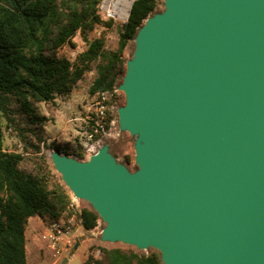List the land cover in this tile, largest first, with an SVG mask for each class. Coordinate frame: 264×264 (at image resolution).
I'll use <instances>...</instances> for the list:
<instances>
[{"label": "water", "instance_id": "1", "mask_svg": "<svg viewBox=\"0 0 264 264\" xmlns=\"http://www.w3.org/2000/svg\"><path fill=\"white\" fill-rule=\"evenodd\" d=\"M121 85L130 174L102 150L51 155L108 227L163 264H264V0H164Z\"/></svg>", "mask_w": 264, "mask_h": 264}, {"label": "rangeland", "instance_id": "2", "mask_svg": "<svg viewBox=\"0 0 264 264\" xmlns=\"http://www.w3.org/2000/svg\"><path fill=\"white\" fill-rule=\"evenodd\" d=\"M86 1L55 0L53 6L57 16L50 26L51 38L58 34L62 24L66 23L68 13L73 8L83 10L86 8ZM4 6L0 0V9L3 10ZM165 9L164 0H159L157 8L143 21L141 28L149 18L162 14ZM89 15L92 16L91 10ZM96 15L99 16L100 23L93 25V31L86 36L87 41L84 34L78 31L71 42L56 51L57 57L68 60L75 69L79 65V57L88 50L91 42H104L101 55L91 63L90 71L83 75L71 92L57 94L52 103L31 100L34 112L29 115L20 109L19 102L13 98L11 111L7 116L0 118V151L21 155L19 169L22 172L43 179L50 191L63 188L70 200L68 208L58 220L40 217L29 220L26 228L28 264H83L89 255L101 259V248L133 250L141 254L158 252L154 248L140 250L136 246L119 241L104 240L108 223L100 216L94 230L79 228V215L82 210H95L89 201L77 197L65 184L51 157L53 153L58 152L79 163H88L92 156L106 150L107 154L130 174H136L139 170L137 154L138 146L142 142L139 135L123 129L119 117L120 110L126 106V95L120 87L124 83L128 63L134 58L136 39L130 41L124 51L125 74L118 81L114 93L91 96L90 88L98 77V69L107 64L108 58L118 50L123 30V26L117 21L104 20L101 17L99 5ZM52 47L51 43L46 45V54L52 51ZM31 115L41 121H34ZM57 148L64 151L59 152Z\"/></svg>", "mask_w": 264, "mask_h": 264}, {"label": "trees", "instance_id": "3", "mask_svg": "<svg viewBox=\"0 0 264 264\" xmlns=\"http://www.w3.org/2000/svg\"><path fill=\"white\" fill-rule=\"evenodd\" d=\"M0 9V118L9 114L12 99L20 109L32 114L31 100L52 103L57 94H68L81 80L90 65L104 48L103 40L89 44L74 67L57 57L56 51L72 41L78 31L87 34L100 23L96 15L99 0H87L86 8H73L58 34L50 37V26L56 18L55 0H1ZM159 0L135 2L127 25L123 26L118 50L100 66L98 77L90 88V95L114 93L118 81L125 74L124 51L136 36L143 21L154 12ZM89 10L92 16L89 15ZM52 51L45 52L47 44ZM34 121H41L31 115ZM1 141V135H0ZM59 152L64 150L57 148ZM67 153V152H66ZM22 157L0 151V264H28L26 257V228L31 218H58L70 204L69 196L58 188L50 191L48 184L19 169ZM80 225L86 231L97 227L98 215L83 209ZM93 250V247L90 249ZM101 259L89 255L83 264H163L158 252L141 254L133 250L101 248Z\"/></svg>", "mask_w": 264, "mask_h": 264}, {"label": "built area", "instance_id": "4", "mask_svg": "<svg viewBox=\"0 0 264 264\" xmlns=\"http://www.w3.org/2000/svg\"><path fill=\"white\" fill-rule=\"evenodd\" d=\"M138 0H100L99 13L104 20L117 21L127 25L131 10Z\"/></svg>", "mask_w": 264, "mask_h": 264}, {"label": "crops", "instance_id": "5", "mask_svg": "<svg viewBox=\"0 0 264 264\" xmlns=\"http://www.w3.org/2000/svg\"><path fill=\"white\" fill-rule=\"evenodd\" d=\"M82 226H80L79 228H81ZM65 262H67V259H65Z\"/></svg>", "mask_w": 264, "mask_h": 264}]
</instances>
